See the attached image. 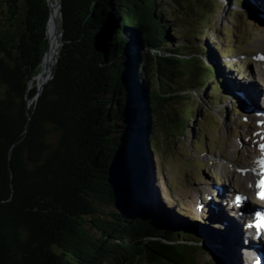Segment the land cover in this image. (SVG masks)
Wrapping results in <instances>:
<instances>
[{
	"label": "trees",
	"instance_id": "1",
	"mask_svg": "<svg viewBox=\"0 0 264 264\" xmlns=\"http://www.w3.org/2000/svg\"><path fill=\"white\" fill-rule=\"evenodd\" d=\"M162 4L62 0L55 74L28 114L50 7L0 0V264H200L186 241L200 230L148 197L155 125L171 132L165 107L195 89L180 76L201 61L170 46ZM215 253L204 264H225Z\"/></svg>",
	"mask_w": 264,
	"mask_h": 264
},
{
	"label": "rangeland",
	"instance_id": "2",
	"mask_svg": "<svg viewBox=\"0 0 264 264\" xmlns=\"http://www.w3.org/2000/svg\"><path fill=\"white\" fill-rule=\"evenodd\" d=\"M247 1L251 4L249 0ZM180 2L181 5L174 0H163L162 4L165 12L171 14L164 18L171 23L169 26L171 34L174 30L173 25L177 26L175 28L178 31L170 46L188 44L190 49H182L187 52L186 57L200 56L201 61H186L189 63L187 67L183 66L186 75L180 76L182 79L179 81L180 84H190L195 89H190L183 98L174 99L165 107L171 132L160 123L155 125L153 140L156 145L149 147L147 155L150 168L147 177L151 183L149 184L151 193L148 197L168 215L180 221L191 222L202 232L198 234V240H186L193 246H201V249L197 248L198 254L196 252V257L198 256L196 260H199L200 264L209 260L211 252L208 244L222 249L225 264H236V250L234 247H228L213 233L212 228L226 232L225 228H221L220 217L244 212L246 207L236 212H229L222 202L215 201L210 194L218 191L227 196L226 192L230 191L229 188L235 186L241 196H246L245 185L234 183L236 175L232 172L239 168L236 171L243 173L248 169L246 165L257 162V156L261 153L259 150L264 145L261 128L264 122L259 120L260 124L257 122L259 125L254 126L255 121L258 120L256 117L258 115L255 114V110L258 109H255L254 105L247 106L253 116L250 124L241 116L242 114L230 111L233 110L228 107L230 104H224L225 109H222L221 82L218 81L217 75L218 72L224 75L236 88L243 89L247 96L246 88L253 85L261 89V84L258 85L257 80L262 78V72L264 75V64L261 67L257 66L258 60L253 57L258 58L259 52H264V33L252 28L241 29L238 5H233L232 3L236 2L232 0H180ZM130 46L127 48L130 53L138 49L137 46ZM205 48L210 52L204 56L202 51ZM223 48L227 51L231 49L237 56L235 59L233 55L230 57L228 66H224V62L228 63V60L218 55ZM248 58H251L253 63H250ZM259 58L263 62L261 55ZM206 60L208 64L213 65L215 78L211 76L212 72L207 67ZM148 76L147 68H139V86L143 78ZM212 87H215L216 91ZM242 98H239L240 101L237 98V102L243 103ZM145 101L143 103L147 106ZM246 101L250 102L249 96ZM177 121H181V125L178 126ZM183 122L186 124V130L181 132ZM257 135V140L261 141L263 137V144L256 143L258 146H255L250 143V138ZM246 140L249 141L244 143L243 141ZM252 149L257 156L250 151ZM248 153H250L249 157L246 156ZM163 185H166L167 190ZM216 185L220 187H215ZM228 198L225 197L228 199L227 202L233 201L232 192L228 193ZM246 199L247 203H250L248 200H256V203L252 204L254 207L260 205L257 203H260L258 199H250V196ZM102 204L100 205L103 208L105 205ZM214 207L222 212V215L216 217L217 219L212 217L215 225L212 223L213 220L210 222L209 217ZM205 215L207 217L202 218ZM261 241L264 240L260 239L253 243L257 245L262 243ZM262 254L264 255L263 250Z\"/></svg>",
	"mask_w": 264,
	"mask_h": 264
},
{
	"label": "bare ground",
	"instance_id": "3",
	"mask_svg": "<svg viewBox=\"0 0 264 264\" xmlns=\"http://www.w3.org/2000/svg\"><path fill=\"white\" fill-rule=\"evenodd\" d=\"M254 10H256L262 17H264V0H249ZM51 5V14L49 21L47 23V40H48V47L47 50L43 56V59L41 61V66L39 68L38 73L31 79L29 83V90H31L33 87L40 86L43 83L47 81V79L50 77L53 65L55 63V58L57 57V53L59 51V30H58V19H59V0H50ZM262 59H258L257 66H261ZM260 70V69H259ZM263 83H261L262 85ZM253 87V88H252ZM261 87V86H260ZM246 92L248 93L250 102L246 101V98H242V102L246 105H254L258 110H255V114L258 120H261L264 122V101L262 103L261 97L259 94V91L261 90L259 86H251L249 88H246ZM253 108V107H251ZM258 113V114H257ZM262 133L264 134V123L262 124ZM257 136H253L250 138V143L255 144V146H258L256 143H260L259 145L263 144V137L260 140H257ZM260 139V138H259ZM249 140L243 141L244 143ZM261 153H259V156H257V162H254L252 165L247 166L246 168H249L250 171H244L243 173L238 172L234 170L232 172L234 176L235 182L234 183H242L245 185V191L244 193L246 196H242V204L240 205L238 211L242 207H246V210L237 214H231L228 216L220 217V225L221 228H225V231H220L219 229H214L213 233L221 238V240L224 241L225 244L228 245V247H234V250H236V257L235 260L237 261L236 264H243L242 259L244 258V253L246 252V249L253 246L254 238L249 234V230L245 226V221L247 218H245L246 215H250L253 211V213L260 212L264 214L261 210H259L258 206L254 207L252 204L256 203V200H248L250 203H247V197L250 199H258L260 201L257 202L258 204H263L264 198H261L259 195L262 191L260 184H257L256 179H254V175L257 174L258 179L264 180V148H260ZM243 167V166H242ZM245 169V167H243ZM251 174H250V173ZM164 189L167 190L166 185H163ZM252 203V204H251ZM217 219V218H216ZM215 225V223H213ZM215 227V226H214ZM257 230H264V227L261 225H256L255 228H252V232H255ZM257 245L260 246V248L264 251V244L258 243ZM263 247V248H262ZM244 251V253H243ZM264 258V255H263ZM233 262V258H231ZM263 264V263H261Z\"/></svg>",
	"mask_w": 264,
	"mask_h": 264
},
{
	"label": "water",
	"instance_id": "4",
	"mask_svg": "<svg viewBox=\"0 0 264 264\" xmlns=\"http://www.w3.org/2000/svg\"><path fill=\"white\" fill-rule=\"evenodd\" d=\"M48 1V4H49V7H50V14H51V5H50V0H47ZM61 5H62V0H59V7H60V11H59V19H58V30H59V51H58V53H57V57L55 58V63H54V65H53V69H52V72H51V75H50V77L47 79V81L45 82V83H43L42 85H40V86H35V87H33V88H36L37 89V91H36V93L32 96V97H29L28 99H27V107H26V111H27V113L29 114L30 113V107L32 106V105H34L35 106V104H36V102H37V100H38V98H39V96L41 95V93L43 92V89H44V87H45V84L47 83V82H49L53 77H54V74H55V66H56V64H57V61H58V57H59V53H60V49H61V45H62V43H63V39H62V36H63V32H62V27H61V22L63 21V13H62V11H61ZM49 18H50V16H49ZM49 20V19H48ZM48 23V22H47ZM46 37H47V29H46ZM47 47H48V40H47ZM47 47H46V50H47ZM46 50H45V52H46ZM93 51L95 50L94 48L92 49ZM93 53V52H92ZM45 54V53H44ZM44 56V55H43ZM42 59H43V57H42ZM42 61V60H41ZM41 64V63H40ZM39 68H40V66H39ZM38 71H39V69H38ZM37 71V72H38ZM37 74V73H36ZM35 74V75H36ZM34 75V76H35ZM33 76V77H34ZM32 77V78H33ZM31 78V79H32ZM31 79H30V81H31ZM30 81H29V83H30ZM29 83H28V87H27V92H28V95L30 94V91L31 90H29ZM32 88V89H33ZM144 110H146V107L144 108ZM191 251H193V250H191ZM199 251V250H198ZM196 252H197V250L196 251H193V253L191 252L190 253V256H189V259L194 263V262H196V263H199V260H196V258H198V256L196 257ZM197 254H198V252H197ZM154 260L158 263V264H173L172 262H170V261H164L165 259H161V258H154ZM143 263H145V264H153V263H149V262H146V261H143ZM157 263H154V264H157Z\"/></svg>",
	"mask_w": 264,
	"mask_h": 264
},
{
	"label": "snow or ice",
	"instance_id": "5",
	"mask_svg": "<svg viewBox=\"0 0 264 264\" xmlns=\"http://www.w3.org/2000/svg\"><path fill=\"white\" fill-rule=\"evenodd\" d=\"M261 147L264 148V145H262ZM260 187H261L262 191L260 192L259 195L261 196V198H264V180L260 181Z\"/></svg>",
	"mask_w": 264,
	"mask_h": 264
}]
</instances>
